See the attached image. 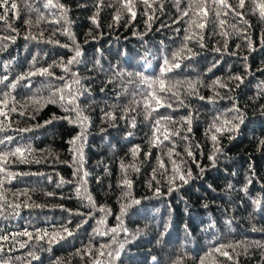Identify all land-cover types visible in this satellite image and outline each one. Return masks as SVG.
<instances>
[{
    "label": "trees",
    "instance_id": "trees-1",
    "mask_svg": "<svg viewBox=\"0 0 264 264\" xmlns=\"http://www.w3.org/2000/svg\"><path fill=\"white\" fill-rule=\"evenodd\" d=\"M264 264V0H0V264Z\"/></svg>",
    "mask_w": 264,
    "mask_h": 264
},
{
    "label": "built area",
    "instance_id": "built-area-1",
    "mask_svg": "<svg viewBox=\"0 0 264 264\" xmlns=\"http://www.w3.org/2000/svg\"><path fill=\"white\" fill-rule=\"evenodd\" d=\"M93 264H105L102 260H99L97 262H94Z\"/></svg>",
    "mask_w": 264,
    "mask_h": 264
},
{
    "label": "clouds",
    "instance_id": "clouds-1",
    "mask_svg": "<svg viewBox=\"0 0 264 264\" xmlns=\"http://www.w3.org/2000/svg\"><path fill=\"white\" fill-rule=\"evenodd\" d=\"M99 261V260H98ZM97 262V261H96Z\"/></svg>",
    "mask_w": 264,
    "mask_h": 264
}]
</instances>
